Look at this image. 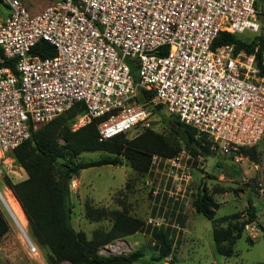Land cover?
Listing matches in <instances>:
<instances>
[{"label":"built area","instance_id":"2783aa9c","mask_svg":"<svg viewBox=\"0 0 264 264\" xmlns=\"http://www.w3.org/2000/svg\"><path fill=\"white\" fill-rule=\"evenodd\" d=\"M3 2L10 14L0 24V158L28 140L33 126L78 103L86 106L83 125L100 120V142L150 129L159 106L224 154L262 140L264 49L258 65V46L248 53L214 43L221 33L264 28V0H61L38 14L22 0ZM42 41L54 47V57L31 54ZM6 61H14L16 73ZM141 91L144 101H138ZM181 152L153 155L146 186L154 200L161 165L166 183L189 185L193 157ZM165 222L157 216L146 224ZM120 245L109 243L99 255ZM29 251L37 253L34 243Z\"/></svg>","mask_w":264,"mask_h":264},{"label":"trees","instance_id":"16d2710c","mask_svg":"<svg viewBox=\"0 0 264 264\" xmlns=\"http://www.w3.org/2000/svg\"><path fill=\"white\" fill-rule=\"evenodd\" d=\"M240 36L221 33L214 46L235 45L237 51L245 50L248 53H253L258 46L256 61L260 65L264 49V28L261 27L251 41L242 40ZM31 54L45 59L54 57L56 50L51 44L42 41ZM5 66L16 73L14 61H6ZM131 72L135 76L134 67ZM145 97L146 93L141 91L138 101H144ZM155 113L164 119L166 116L172 118H166L168 135L145 129L132 139H127L125 133L100 142L99 119L76 130L73 128L75 122L86 114V106L78 103L51 122L33 126L30 138L10 153L24 169L27 178L18 183L7 181L6 186L19 202L29 224V235L34 244L45 251L48 264H135L141 256L140 251L130 256L110 257L99 255L98 251L105 244L136 233L149 234L155 243V255L143 261V264H160L172 256L174 248L170 228L147 225L143 218L131 215L126 208L109 211L86 205L85 216L88 220H107L111 223L109 228L94 230L91 238L84 231H77L72 224L74 207L70 184L83 170L106 165L120 166L122 158H125L136 174L144 175L148 173L153 155L172 158L183 150L195 157L212 154L211 146L214 142L206 135L197 138L192 127L183 124L162 106L156 108ZM254 147L241 148L230 155L244 154L257 161ZM95 152L106 155L98 160L80 159L85 153ZM193 208L212 222L215 250L221 256L235 255V242L243 237L248 224H255L264 232V226L257 221L258 212L251 200L247 221H240L237 214L216 218L219 203L206 188L197 193ZM178 220L184 227V216H179ZM8 231L9 225L0 212V241ZM246 241L250 245L254 244L250 237Z\"/></svg>","mask_w":264,"mask_h":264},{"label":"rangeland","instance_id":"374dc122","mask_svg":"<svg viewBox=\"0 0 264 264\" xmlns=\"http://www.w3.org/2000/svg\"><path fill=\"white\" fill-rule=\"evenodd\" d=\"M58 1L61 0H22L31 14H38ZM9 14L8 6L0 0V19L8 17ZM255 35L246 31L240 38L251 41ZM166 118L172 120L169 116ZM166 118L154 111L150 129L168 135ZM81 126L83 123L80 117L73 128L76 130ZM144 130L141 127L132 130L126 134V138L132 139ZM253 149L257 161L244 154L236 156L224 154L219 149L215 150L213 145L212 154L207 156L195 157L190 153L193 157L189 162L192 179L186 187L184 184L181 187L173 186L171 181L166 183L167 169L161 165L159 171L164 173L163 178L157 179L153 187L160 192L157 200H154L152 191L146 186V180L148 177L152 178V173L136 174L125 158H122L120 166L106 165L85 169L70 184L74 207L72 224L77 231H84L91 238L94 230L109 228L111 223L107 220L101 222L88 220L85 216L86 205L106 208L109 211L126 208L131 215L143 218L146 223L151 217L166 218L162 227L170 228L174 250L172 256L160 264H264V232L255 224H248L243 237L235 242V255L224 257L215 250L212 222L196 213L193 208L197 193L206 188L219 203L216 218L237 214L240 221H247V209L251 200L258 212L257 221L264 226V136ZM105 155L102 152L85 153L80 159L98 160ZM26 178V172L13 155L7 154L0 158V189L3 192L9 190L6 186L7 181L18 183ZM74 183L75 187L72 188ZM164 190L173 192L174 196L170 197ZM0 212L9 225V231L0 241V264H48L45 251L36 244L37 253H30L29 243L23 238L1 202ZM179 216H184V227L180 225ZM223 225L227 226V223ZM24 226L31 239L26 216ZM247 237L253 239V245L246 241ZM117 241L121 243L118 251H106L102 255L130 256L140 251L141 256L135 264H143V261L150 260L155 255V243L147 233H136L112 242ZM105 245L99 249L98 254Z\"/></svg>","mask_w":264,"mask_h":264},{"label":"bare ground","instance_id":"6f19581e","mask_svg":"<svg viewBox=\"0 0 264 264\" xmlns=\"http://www.w3.org/2000/svg\"><path fill=\"white\" fill-rule=\"evenodd\" d=\"M0 202L7 210L9 215L13 218L23 238L27 241L28 234L24 226L25 215L17 199L14 197L11 191L8 190V192H3L0 189Z\"/></svg>","mask_w":264,"mask_h":264},{"label":"water","instance_id":"95a60500","mask_svg":"<svg viewBox=\"0 0 264 264\" xmlns=\"http://www.w3.org/2000/svg\"><path fill=\"white\" fill-rule=\"evenodd\" d=\"M27 242L28 243H32L31 239L29 238V236L27 237Z\"/></svg>","mask_w":264,"mask_h":264},{"label":"crops","instance_id":"0c3cea01","mask_svg":"<svg viewBox=\"0 0 264 264\" xmlns=\"http://www.w3.org/2000/svg\"><path fill=\"white\" fill-rule=\"evenodd\" d=\"M6 18H7V17H6ZM6 18H4V19H3V18H2V19H0V23H2V22H3V21L6 19Z\"/></svg>","mask_w":264,"mask_h":264}]
</instances>
